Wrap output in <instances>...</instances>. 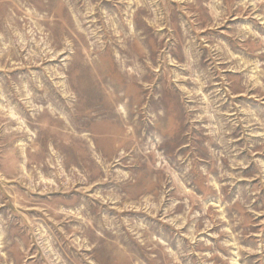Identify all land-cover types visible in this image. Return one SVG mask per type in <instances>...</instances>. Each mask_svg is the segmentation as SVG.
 Masks as SVG:
<instances>
[{
	"label": "rangeland",
	"instance_id": "obj_1",
	"mask_svg": "<svg viewBox=\"0 0 264 264\" xmlns=\"http://www.w3.org/2000/svg\"><path fill=\"white\" fill-rule=\"evenodd\" d=\"M0 264H264V0H0Z\"/></svg>",
	"mask_w": 264,
	"mask_h": 264
}]
</instances>
